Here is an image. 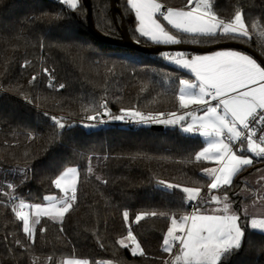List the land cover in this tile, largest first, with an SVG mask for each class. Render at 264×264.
I'll list each match as a JSON object with an SVG mask.
<instances>
[{
  "label": "trees",
  "instance_id": "obj_1",
  "mask_svg": "<svg viewBox=\"0 0 264 264\" xmlns=\"http://www.w3.org/2000/svg\"><path fill=\"white\" fill-rule=\"evenodd\" d=\"M160 2L174 8L187 4V0ZM235 3L236 0H215V10L221 17L230 18ZM240 3L246 13H251L246 16L249 23L260 18L264 24V0ZM116 5L119 12H112L110 0H81L79 10L70 12L65 22L49 24L48 19L60 9L55 0H0V264H31L37 258V264H49V255L53 257L50 264H59L65 257L87 259L90 264H161L155 258H168L161 244L169 220L151 218L132 224L133 234L146 252L145 257H134L116 244L127 235L123 212H129L130 222L142 211L183 214L188 212V206L181 203L182 193L176 190L175 195L165 194L157 188L156 180L188 187L207 183L200 171L212 164L194 160L204 145L197 134L184 133L172 125L153 129L151 124L134 127L108 116L91 121L85 118L94 113H84L81 106L94 105L103 112L98 107L102 98L107 100L112 115H120L121 108L130 107L155 113L182 110L175 97L179 81L189 76L162 58V53L175 51L145 53L125 44L123 28L139 44L156 45L136 32V19L126 0H116ZM223 41L226 40L219 42ZM219 42L202 40L197 45ZM57 44L75 46L81 50L82 58L75 56L74 48V62L65 59L55 47ZM248 47L259 54L264 51L257 48L255 40ZM6 60L11 62L6 64ZM26 60L31 65L23 67ZM113 65L114 71L109 73L107 68ZM44 67L52 70V88L48 87ZM36 74L37 82L29 85ZM60 83L65 88L57 92L55 88ZM142 87L147 90L142 92ZM21 93L30 96L33 103H27ZM44 112L64 117L71 125L60 130L56 143H49L57 129ZM99 119L106 122L96 128L86 127L85 123ZM29 133L35 139L29 140ZM137 154L138 158L131 159ZM90 157L94 174L106 179L107 184L97 181L95 175L86 178ZM263 165L264 160H254L253 166L235 178L228 190L234 206L239 204L233 193L244 186L240 183L243 176ZM26 166L31 168V179L21 184ZM66 167H77L81 173L77 207L66 216L62 233L60 224L42 217L36 225L35 243H31L5 193L22 197L30 204L43 203L46 196H60L52 180ZM7 183L18 187L13 191ZM41 227L47 231L41 233ZM251 239L253 242L245 244L232 264H257L258 258L264 257L260 237L253 235ZM17 240L29 246L27 252L15 243Z\"/></svg>",
  "mask_w": 264,
  "mask_h": 264
},
{
  "label": "snow or ice",
  "instance_id": "obj_2",
  "mask_svg": "<svg viewBox=\"0 0 264 264\" xmlns=\"http://www.w3.org/2000/svg\"><path fill=\"white\" fill-rule=\"evenodd\" d=\"M60 9L48 19V23L65 22L70 12L79 10L81 0H56ZM127 7L135 15L138 22L136 32L140 37H147L155 44L178 45L182 43L200 44L219 42L220 40L232 41L238 44L251 46L256 41L258 49H264V24L260 18L253 19L251 23L246 20V13L240 0L233 4L230 18L221 17L215 10V0H187L184 8L167 7L160 0H126ZM194 4V6H192ZM42 19V18H32ZM166 22V23H165ZM19 39V36L15 37ZM139 42V41H137ZM40 47L43 49L44 44ZM64 54L65 59L74 62L73 51L75 46L55 45ZM264 57V51L260 52ZM75 56H81V50L75 48ZM162 58L177 67L194 75L195 81L181 79L179 81V94L175 97L179 109H190L183 114L177 112L148 113L136 110L135 107L121 108L120 115H112L108 109L106 99L101 100L97 110L94 105H82L87 120H98L99 117L108 116L112 120L126 121L136 124L159 123L165 125H179L181 131L187 134H199L204 137L207 146L195 154L194 160L214 161L217 167H205L200 175L207 179L206 185L200 181H193L200 186H182L170 183L163 179L156 180V186L165 194L175 195L176 190L182 193V205L192 207L190 213L183 214L142 211L135 214L130 222L127 210L123 212V221L127 225V235L119 238L116 244L122 249H128L132 256L145 257L146 252L141 242L133 234L132 224L139 225L142 221L151 218H164L169 220L167 231L163 234L161 251L168 254V258L157 257L161 264H232L246 243L251 244L253 235L260 237V251L264 252V218L251 216L249 206L235 202L228 194L235 178L248 167L253 166L254 160H264V60L258 62L257 58L240 49H224L209 55H191L183 52L162 53ZM6 60L5 63H10ZM31 65L26 60L23 67ZM115 65L107 68L109 73L114 71ZM43 73L49 77L48 87L52 88V70L44 67ZM38 75H33L28 81L29 85L38 80ZM2 88V85H0ZM65 84L60 83L55 91L64 89ZM142 87L141 91H146ZM21 95H24L21 93ZM27 103H33L30 96L24 95ZM39 97H37V100ZM59 104L60 101L58 100ZM39 107V105H36ZM202 111L203 115H196ZM56 133L49 138V143H56L62 134L60 130L71 127L64 117L49 116ZM190 118L189 123H183ZM99 119V123H104ZM95 126V125H86ZM35 139L31 133L27 137ZM28 153H25L27 156ZM137 156L131 159L138 158ZM30 167L25 168L21 184L31 179ZM257 171H264L258 169ZM91 157L86 170V178L93 176ZM81 173L77 167H66L52 184L61 193L60 196L44 197L45 204H30L24 198L5 193L9 197L11 211L15 219L22 222V230L31 243H35L36 225L41 223L42 217H47L53 223L60 224V232L64 231L62 225L67 215L73 212L78 202V185L81 182ZM95 179L104 184L108 181L99 175ZM264 182V174L258 183ZM247 185L248 181H240ZM14 183H7V188L15 189ZM207 193L202 195L204 188ZM215 190V192H214ZM222 194H216L221 193ZM247 188H241L235 196L245 197ZM264 204V183L257 193ZM18 200V203L13 201ZM3 203V200H0ZM255 203V201H253ZM8 206V205H5ZM251 216V218H250ZM47 231L41 227L40 232ZM15 243L28 251L29 246L23 245L19 240ZM100 246L103 248V244ZM39 258L32 260L37 264ZM47 261L53 260L49 255ZM59 264H90L83 258H67ZM95 264H114L112 261H97ZM257 264H264V257L257 260Z\"/></svg>",
  "mask_w": 264,
  "mask_h": 264
},
{
  "label": "water",
  "instance_id": "obj_3",
  "mask_svg": "<svg viewBox=\"0 0 264 264\" xmlns=\"http://www.w3.org/2000/svg\"><path fill=\"white\" fill-rule=\"evenodd\" d=\"M110 6L112 12H119V7L116 5V0H110ZM123 25V24H122ZM122 37L124 40V43L138 49L140 51H143L145 53H153V52H159V51H193V52H207L213 49L217 48H237L240 50L246 51L248 54L252 55L254 58L258 59V62L260 60H264V58L254 49L244 45V44H238L232 41H223L219 42L213 45H208V46H202V45H197V44H189V43H182L178 45H152V46H145L141 45L138 42L134 41L126 32V30L123 28L121 30ZM264 66V65H262ZM151 128L153 129H162L163 124L159 123H154L151 124Z\"/></svg>",
  "mask_w": 264,
  "mask_h": 264
},
{
  "label": "rangeland",
  "instance_id": "obj_4",
  "mask_svg": "<svg viewBox=\"0 0 264 264\" xmlns=\"http://www.w3.org/2000/svg\"><path fill=\"white\" fill-rule=\"evenodd\" d=\"M176 52H179V51H175V53ZM85 125H95V126H86V127L96 128V127L100 126L101 123H99V122H88V123H85ZM178 128L181 129L179 125H178ZM201 139L203 140L204 138L201 137ZM206 146H207V143L205 145H203V147L199 151H201ZM208 162H210L212 164L211 167H217L218 166L214 161H208ZM258 169L264 170V165L259 166L253 172L243 176L242 179L243 180L246 179L248 181V185H246V186L244 185V186L238 188L237 192H239L241 190V188H244V187L247 188V192L245 194V197L238 196V204H240L241 202H243L244 204H247L249 206V212H250L251 216H255L256 218H264V204H262L261 199L257 195V193L261 190V183H264V182L258 183V181H260L261 175L264 174V171H257ZM214 192H215V190H214ZM205 193H207V189H206ZM204 194H202V195H204ZM216 194H222V192L216 193ZM60 195H61V193H60ZM229 196L231 197L230 194H229ZM253 201H255V203H253ZM37 204L44 205L45 202L37 203ZM251 216H250V218H251ZM67 258H72V257H65L62 260L67 259ZM62 260H60V261H62Z\"/></svg>",
  "mask_w": 264,
  "mask_h": 264
},
{
  "label": "crops",
  "instance_id": "obj_5",
  "mask_svg": "<svg viewBox=\"0 0 264 264\" xmlns=\"http://www.w3.org/2000/svg\"><path fill=\"white\" fill-rule=\"evenodd\" d=\"M192 6H194V4L192 5ZM134 14V13H133ZM135 16V15H134ZM166 23V22H165ZM137 25H138V22H137V20H136V25H135V28H137ZM147 38V37H146ZM148 39V38H147ZM148 40H150V39H148ZM151 41V40H150ZM152 42V41H151ZM153 43V42H152ZM158 45H165V44H158ZM224 49H235V48H217V49H213V50H210V51H207V52H195V53H192V54H187L189 57L191 56V55H209V54H212L213 52H215V51H218V50H224ZM173 53H175V52H173ZM172 64V63H171ZM173 65H175V64H173ZM176 66V65H175ZM177 67V66H176ZM179 68V67H178ZM180 69H182V68H180ZM182 70H184L187 74H188V76H189V78H186V79H188V80H190V81H195V77H194V75L193 74H191L190 72H188L187 70H185V69H182ZM180 88V87H179ZM196 108V106H192L190 109H182L180 112H177V114L179 115V114H183V112H185V111H191V110H193V109H195ZM196 115H198V116H200V115H203V112L202 111H199V112H197L196 113ZM189 123V122H191L190 121V118H187L183 123L184 124H186V123ZM178 126V125H177ZM200 138L202 137V136H200L199 134H197ZM202 138H204V137H202ZM203 142H204V145L206 144V141H205V139H203ZM211 167V166H210ZM115 264V263H114Z\"/></svg>",
  "mask_w": 264,
  "mask_h": 264
},
{
  "label": "built area",
  "instance_id": "obj_6",
  "mask_svg": "<svg viewBox=\"0 0 264 264\" xmlns=\"http://www.w3.org/2000/svg\"><path fill=\"white\" fill-rule=\"evenodd\" d=\"M140 111L144 112L145 114H148V113L156 114L155 112H148V111H145V110H140ZM162 113H165V117H163V118H166L167 114L170 113V112L165 111V112H162ZM121 122L124 123V124H127V125H133L134 127H138V126L142 125V124H136V123H129V122H126V121H121ZM151 124H154V123H151ZM0 192H1V190H0ZM186 206H188V213H190L193 210L192 207L190 205H187V204H186Z\"/></svg>",
  "mask_w": 264,
  "mask_h": 264
}]
</instances>
